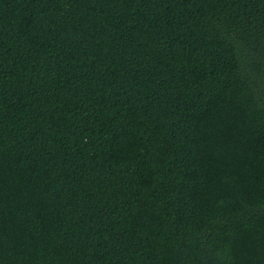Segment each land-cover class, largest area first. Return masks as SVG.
Segmentation results:
<instances>
[{"label": "trees", "instance_id": "obj_1", "mask_svg": "<svg viewBox=\"0 0 264 264\" xmlns=\"http://www.w3.org/2000/svg\"><path fill=\"white\" fill-rule=\"evenodd\" d=\"M0 264H264V0H0Z\"/></svg>", "mask_w": 264, "mask_h": 264}]
</instances>
